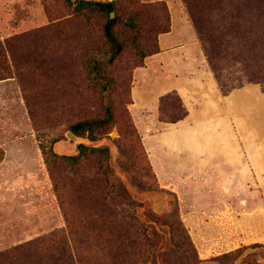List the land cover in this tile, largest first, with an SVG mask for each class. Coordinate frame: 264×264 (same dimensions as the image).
<instances>
[{"label":"rangeland","instance_id":"rangeland-1","mask_svg":"<svg viewBox=\"0 0 264 264\" xmlns=\"http://www.w3.org/2000/svg\"><path fill=\"white\" fill-rule=\"evenodd\" d=\"M75 7L0 0V256L8 263L36 251L38 264H151L148 254L153 264H264V187L233 196L226 179L196 169L226 172L233 142L216 124L213 91L251 83L264 91V30L225 38L217 79L184 0L126 5L139 9L142 43L159 41L172 17L178 32L184 15L200 48L158 43L142 60L135 33L117 27L127 47L109 71L115 123L73 163L61 157L78 153L66 133L101 114L90 66L106 58L104 18ZM248 97L254 124L264 105ZM204 100L208 107L198 109ZM182 108L190 114L181 124L166 122Z\"/></svg>","mask_w":264,"mask_h":264},{"label":"trees","instance_id":"trees-1","mask_svg":"<svg viewBox=\"0 0 264 264\" xmlns=\"http://www.w3.org/2000/svg\"><path fill=\"white\" fill-rule=\"evenodd\" d=\"M66 1L71 5H76L75 11L77 12L86 11L98 14L104 18L101 34L105 44L103 53L106 58L105 60H100L94 57L91 60V77L89 78L90 87L97 89L99 92L101 114L78 119L68 127L75 135L86 137L90 141H96L100 136L105 135L115 123L114 108L110 100L114 82L109 71L124 54L127 47L125 39L117 31V27L135 33L132 43L136 54L142 60L146 56L158 52V39L154 43H150L149 39L144 37H142L143 43L139 40L138 31H140V25L136 21L140 14L138 12L139 9L126 8V5H133L135 0H75V3L71 0ZM184 3L195 30L202 41L203 50L210 68L217 79L218 62L227 54L223 45L225 38L230 35L233 39H244L247 34L253 37L260 30H264V0H184ZM111 12L114 13V18H110ZM212 15L217 18L212 19L210 17ZM167 21H169V17ZM210 24L215 25L217 28L216 32L211 27H208ZM246 25L249 26V29L242 30L241 27ZM169 28L170 24L164 26L161 33L168 32ZM155 46L157 48H154ZM222 51L226 53L225 56ZM239 87H231L223 94L226 95L231 90ZM182 111V114L175 118H170L166 122L176 123L184 119L187 116V110L182 108ZM76 148L78 151L76 155L61 156L62 159L77 163L90 149L89 146L84 144H79ZM99 150L105 149L101 148ZM51 153L57 157L53 151ZM150 255L152 254H148L147 258L153 261L151 262L153 264L155 260ZM36 257V251L20 253L16 259L6 263L8 256L2 255L0 256V264H38Z\"/></svg>","mask_w":264,"mask_h":264},{"label":"crops","instance_id":"crops-1","mask_svg":"<svg viewBox=\"0 0 264 264\" xmlns=\"http://www.w3.org/2000/svg\"><path fill=\"white\" fill-rule=\"evenodd\" d=\"M179 19L177 17L176 22L183 25V28L176 32L172 17L171 30L159 36V47L166 49L172 46L173 50L189 52L198 50L200 42L189 20L184 15ZM251 94L258 97L264 105V92L258 84H246L231 90L226 95L221 94L219 89L215 88L213 91L215 104H213L214 107L218 105L215 108L218 115L216 124L219 128L230 132L228 135L233 142L226 158L227 168L226 172H223L224 170L219 171V168L215 170L196 166L197 170L202 169L203 172L207 171L226 179L228 194L233 196L260 192L264 187V137L256 139V136H262L261 130H264V108L258 107L257 117L254 118L255 123L251 124V119L246 116L248 110L246 103ZM206 107L208 105L204 100L198 109ZM189 109H187V116L190 114ZM183 120L176 123L179 124Z\"/></svg>","mask_w":264,"mask_h":264},{"label":"water","instance_id":"water-1","mask_svg":"<svg viewBox=\"0 0 264 264\" xmlns=\"http://www.w3.org/2000/svg\"><path fill=\"white\" fill-rule=\"evenodd\" d=\"M110 18H114V13L113 12L110 13ZM66 137L68 139L72 140L73 142H75L77 145L90 143V140L88 138H83L81 136H77L72 131H68L66 133ZM58 147H59V145L55 148L56 152H59L58 151L59 150Z\"/></svg>","mask_w":264,"mask_h":264}]
</instances>
